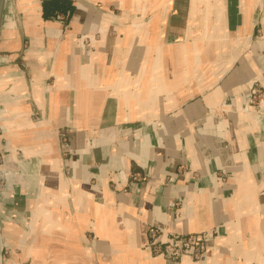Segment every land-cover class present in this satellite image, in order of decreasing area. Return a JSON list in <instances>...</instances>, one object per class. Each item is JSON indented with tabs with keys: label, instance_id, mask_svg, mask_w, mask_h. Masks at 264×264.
I'll list each match as a JSON object with an SVG mask.
<instances>
[{
	"label": "crops",
	"instance_id": "obj_1",
	"mask_svg": "<svg viewBox=\"0 0 264 264\" xmlns=\"http://www.w3.org/2000/svg\"><path fill=\"white\" fill-rule=\"evenodd\" d=\"M53 4L0 19L2 264H264V0ZM151 229L206 249L172 263Z\"/></svg>",
	"mask_w": 264,
	"mask_h": 264
},
{
	"label": "built area",
	"instance_id": "obj_2",
	"mask_svg": "<svg viewBox=\"0 0 264 264\" xmlns=\"http://www.w3.org/2000/svg\"><path fill=\"white\" fill-rule=\"evenodd\" d=\"M248 102L254 113L264 117V87L257 80L250 84ZM149 238L146 248L153 255L161 256L172 263H177L184 257L199 260L206 249L205 232L165 234L163 231L151 229Z\"/></svg>",
	"mask_w": 264,
	"mask_h": 264
},
{
	"label": "rangeland",
	"instance_id": "obj_3",
	"mask_svg": "<svg viewBox=\"0 0 264 264\" xmlns=\"http://www.w3.org/2000/svg\"><path fill=\"white\" fill-rule=\"evenodd\" d=\"M1 134V131H0ZM1 145V144H0ZM7 156L6 151L0 147V192L7 189L11 183H14L12 180L13 170H11L10 165L5 158ZM0 228H1V214H0ZM89 236V234H88ZM2 239V232L0 231V264H2L3 259L10 258V245L4 244Z\"/></svg>",
	"mask_w": 264,
	"mask_h": 264
},
{
	"label": "water",
	"instance_id": "obj_4",
	"mask_svg": "<svg viewBox=\"0 0 264 264\" xmlns=\"http://www.w3.org/2000/svg\"><path fill=\"white\" fill-rule=\"evenodd\" d=\"M4 1L5 0H0V19H1V15H2V9H3V5H4Z\"/></svg>",
	"mask_w": 264,
	"mask_h": 264
},
{
	"label": "trees",
	"instance_id": "obj_5",
	"mask_svg": "<svg viewBox=\"0 0 264 264\" xmlns=\"http://www.w3.org/2000/svg\"><path fill=\"white\" fill-rule=\"evenodd\" d=\"M58 1H59V0H53V3H55V4H53L54 8L59 7V5L57 4ZM46 3H47V2H46ZM46 3H45V5H47Z\"/></svg>",
	"mask_w": 264,
	"mask_h": 264
}]
</instances>
